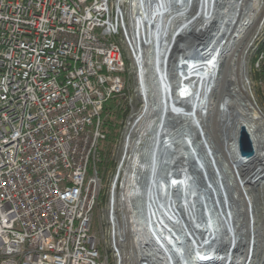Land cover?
I'll return each instance as SVG.
<instances>
[{
    "label": "built area",
    "instance_id": "1",
    "mask_svg": "<svg viewBox=\"0 0 264 264\" xmlns=\"http://www.w3.org/2000/svg\"><path fill=\"white\" fill-rule=\"evenodd\" d=\"M123 4L0 0V264H111L94 223L102 112L120 98L137 115ZM115 180L105 217L117 264H132Z\"/></svg>",
    "mask_w": 264,
    "mask_h": 264
},
{
    "label": "bare ground",
    "instance_id": "2",
    "mask_svg": "<svg viewBox=\"0 0 264 264\" xmlns=\"http://www.w3.org/2000/svg\"><path fill=\"white\" fill-rule=\"evenodd\" d=\"M177 1L184 6L186 0ZM217 1L221 3L218 11L213 15L219 20H230L231 36L227 41L229 47L223 49L224 45L223 50L221 49L222 51H219L217 55L215 52L211 55L205 53L204 58L209 56L206 60L192 58L180 63L171 59L172 49H168L170 48L168 42L173 38L174 32L186 21L176 24L177 18H174L170 7L171 0H154L152 4L149 0H117L120 5L123 3L128 5L126 14L123 10L124 15H128L124 36L136 68L138 93L144 102L139 113L129 122L124 140L123 157L118 167L119 176L124 177L122 207L125 213L121 219L122 222L119 223L120 226L116 229V235L119 233L118 236L124 239L123 234L128 233L132 264L143 263L141 257H146L147 251L141 249L140 245L145 240L155 241L158 247L160 246L156 250L153 244L155 248L153 250L163 256L162 262L165 264H205V261L208 264H218L220 261L228 262V264H247L257 228L253 193L259 196L258 201L264 216V114L257 110V104L253 100L247 70L248 54L253 40L264 25V0H203L207 6L213 8ZM139 11H141L140 14ZM153 15H155L154 18ZM184 26L187 27L188 23ZM164 57V63H159ZM152 59L154 69L150 68ZM223 70L227 79L220 83V92H226L227 86L232 87V100L238 105L240 111L249 113L250 130L253 129V135L260 143V149L253 159L255 168L259 170L258 176H261L258 179V185L253 184L251 189L242 178L240 179L236 167L233 168L239 183L233 198L235 202L237 200V209L241 214L236 217L233 214L236 204H232L233 209L230 207L223 183H220V191L224 207L216 198L218 196L215 184H211L204 168L208 166V163L200 152L201 146L206 153L207 146H210L202 126L201 120L205 118L202 113L208 115L210 111L215 110L217 99L211 85L216 82ZM154 72H158L156 83L158 90L155 91L150 81ZM153 93H156L157 103L160 105L158 109L163 117L166 113L165 106L169 107L174 102L173 97L180 103H174L177 109H174L172 115L183 117L182 120L176 118L177 129L164 136L167 147L163 153H160L158 149L163 129L158 125L160 121L155 120L156 115H152L155 106L152 102ZM195 96L199 98L198 102H194ZM200 101L202 103H199ZM196 103L198 107H201L200 114L189 115L186 105L195 107ZM222 112L228 113L227 110ZM191 117L196 118L198 124L192 130L189 128ZM213 126L215 128L214 124ZM146 145L151 149V154L154 153L149 162L143 160ZM172 147L175 153L170 151ZM188 152L191 153V159L201 172L200 176L203 178L201 182L204 186L200 185L198 178L192 173V167L190 172L188 166H182L183 169L180 171L177 170L179 168H175V172H172L175 163L171 167L168 156L187 155ZM191 165H193L192 162H190ZM142 172H148L152 179L151 187L146 195L138 183V176ZM215 173L220 175L219 172L215 171ZM116 180L114 179L115 182ZM117 186L116 184L112 186L111 190L114 189V193ZM210 193L212 200H210ZM144 199L149 208L150 217L148 221L141 222L136 216V204L139 201L143 202ZM215 203L217 206H214ZM111 204V207L115 208V203L111 201ZM238 223L242 226L239 232L236 229ZM261 227L264 229V224ZM263 229H261L262 233H264ZM205 242L207 243L204 244ZM227 243L230 245L228 251L219 252L217 248L221 244L223 248ZM239 243L244 245L241 247L242 251L246 247V254L244 251L238 255L232 252V247ZM261 245V261L264 264V238L261 240Z\"/></svg>",
    "mask_w": 264,
    "mask_h": 264
},
{
    "label": "water",
    "instance_id": "3",
    "mask_svg": "<svg viewBox=\"0 0 264 264\" xmlns=\"http://www.w3.org/2000/svg\"><path fill=\"white\" fill-rule=\"evenodd\" d=\"M149 1H151V4L154 2V0H149ZM220 3H221L220 1H217V3L213 8L207 6L206 3L203 2V0H192V2H188V0H186L184 6L182 4H179L177 0H171L170 7L173 12L174 18L175 19L177 18L175 20L176 24H180L183 21L184 22L186 21L184 25L188 23L187 27L183 25L180 27V29L174 32L173 38H171L170 41L168 42L170 46V48L168 49H172L171 59H173V61H180V63L181 62L184 63L185 61H188L192 58H195V60H202L205 57L204 56L205 53L211 55L213 52H215V54L217 55L219 51H222L223 49L229 47V45H227V41L231 36V28H229L230 20L229 21L226 19L219 20L217 17H215V15H213L218 11ZM140 12L141 11H139V14ZM154 17L155 15H153V18ZM183 27H185V29H183ZM233 42L234 40L232 41V44ZM224 45L225 47H223ZM208 57L209 56H207L206 58ZM206 58L204 59L206 60ZM164 60L165 57L162 58L159 61V63H164ZM154 67H155L154 60L152 59L150 63V68L154 69ZM157 74L158 72L157 73L154 72L152 77L150 78L151 85L154 91L158 90V86L156 84L158 82ZM224 79H227V75L224 73L223 70L221 71V75L218 77L216 82H214L212 85L210 84L215 91V95H216L215 97L217 100L214 111H210L208 115L202 113L203 117H205L204 120H201L202 126L205 129L206 132L205 138L210 143V146H207L208 149L207 153L206 150L201 146L200 152L204 157L205 161H207L208 163V166H205L204 168L207 173V176L210 178L211 184L213 183L215 184V188L217 191L216 193L218 196L216 198H218V200L220 201V205L223 206L222 194L220 191V183H223V186L225 187V191L227 192V196L229 197L230 207H232L233 209L234 207L232 206V204L233 203L236 204L235 205L236 208L234 209V213H233L236 217V216H240L241 214L240 211L237 209L238 207V204L236 203L237 200L235 202L233 198L234 192L235 190L238 189L237 185L239 184L238 179L234 174L235 173L234 167H236V170L239 172L240 179L242 178L243 182L245 184H248V186L251 189L253 184L258 185L259 184L258 179L261 176L260 175L258 176L259 170L258 168H255V163L253 159L256 157L257 152L260 149V145H259L260 143L259 140L255 137V135H253L254 133L253 129L252 131L250 130L249 113H243L242 111H240L238 109V105L232 100V96H233L232 87L227 86V91L223 93L218 91V88L220 87L219 85ZM205 83L207 82L205 81ZM195 97L196 99L194 102L196 101L198 102L199 98L197 96ZM157 101L158 98L156 96V93H153L152 102H154L155 106L152 115L153 116L156 115L155 120L160 121V124L158 125L160 126V128L163 129V132H161L162 138L161 141L159 142L160 146L158 148L159 152L163 153L165 148L167 147L164 143L166 139L164 138V136L168 132L177 129L176 127L178 126V124L177 122H175V120L176 118L182 120L183 117L172 115L174 109H177L174 103H180V101H177L175 97H173L174 102L169 107L165 106L166 108L164 109V111H166V113L164 114V117L162 116L161 111L159 112L158 108L160 105L157 103ZM190 102L191 103L193 102L192 98ZM199 103L202 102L200 101ZM197 105L198 104L196 103L195 107H192L190 104H187L186 105L187 113L189 115L200 114L201 107L200 106L198 107ZM206 106L207 105H205V107ZM220 110L222 111L227 110L228 113H223ZM257 110H259V112L263 114V112L261 111L258 105H257ZM190 119L191 122L189 124V128L190 130H192V128L196 127L198 124L196 118L194 119L193 117H191ZM213 124L215 125L214 129H212V127H214ZM212 133H216V135H211ZM184 148L187 149L186 147ZM171 149L172 150L170 151L174 152L173 150L174 148L172 147ZM153 154H151V149H149L146 145L143 153V160L148 162L151 161ZM168 157L170 158L168 159V163L171 164V167L173 163H175L172 172H175V168H179L177 169L179 171L182 170L183 169L182 166H186V167L188 166L190 172V169L192 167L193 168L192 173L195 175V177L198 178L200 185L204 186V184H202L201 182L203 181V178L200 176L201 172L197 168L194 160L191 159L190 152H188L187 155L176 154L175 156L169 155ZM182 160L184 163L180 162ZM190 162H192L193 165L190 166ZM204 164L205 163H203V165ZM215 171L219 172L220 175L216 174ZM150 180L152 181L151 175L148 172H142L138 176L139 186H141L142 191L145 192V195L148 189L151 187ZM254 197L256 200H258L259 196L256 194V196ZM210 200H212V194ZM214 206H217V204L215 203ZM136 207H137V214H136L137 218L141 222L148 221L150 214H149V208L146 206V200L144 199L143 202L141 201L137 202ZM223 207L221 208L223 209ZM245 217H247V215ZM239 221L240 220H238V222ZM253 222L254 220L252 221V223ZM241 227L242 226L240 223L236 225V229L238 230V232L240 231ZM206 243L207 242H205L204 244ZM153 244L155 245L156 250H158L160 246L158 247L155 241L149 242L148 240H145L144 243H141L140 245L141 249L143 250L145 249L147 251V253H145L146 257H141L143 259L142 261L148 264H165L162 262L163 256L161 254L158 255L157 253L154 252L153 249L155 248L153 247ZM222 245L223 244H221L217 248L218 251L227 252L230 245L227 243L225 247L221 248ZM234 251H236L235 246L232 247V252ZM241 252H242L241 249L238 250V253ZM222 256L225 255L222 254ZM204 263L208 264L207 261H205ZM218 264H228V262L220 261Z\"/></svg>",
    "mask_w": 264,
    "mask_h": 264
},
{
    "label": "rangeland",
    "instance_id": "4",
    "mask_svg": "<svg viewBox=\"0 0 264 264\" xmlns=\"http://www.w3.org/2000/svg\"><path fill=\"white\" fill-rule=\"evenodd\" d=\"M236 1V0H233ZM123 9L128 11V5L125 3L122 5ZM264 37V25L261 29V31L257 34V36L253 40V45L252 48L248 54V64H247V70L248 74L250 77V86H251V92L253 95V100L256 101L257 105L261 109V111L264 114V80L258 75V67L257 63H255V54L258 50V46L261 42V40ZM126 47V55L128 58V66L130 70V78L128 82V95L129 96H134L135 97V102L132 103L134 115L139 113L142 104L144 105L143 100H140V97H137V91L139 90V84H138V79H137V74H136V68L133 63V60L131 59L130 52L128 49V45H125ZM218 91L220 92L221 89L220 87L218 88ZM215 94V91H214ZM216 96V95H215ZM119 103L124 104L123 100H120ZM129 108V112L127 111L126 118L124 120H121L120 123L122 124L121 127V133H120V138L118 142L115 144V146L109 151L107 158L104 161V165H102V160L103 156H101V148L103 144L100 146V161L97 163V169L99 172V177L101 178L102 181V186H101V201L98 206V208L95 211V229H97L98 232H100L101 236H103V248L104 252H107L110 254V262L111 264H117L118 261L114 258L113 256V251H112V243L113 240L110 235V229H109V224H108V219L105 217L106 216V210L109 207L110 204V197H111V189L113 185V181L115 179V176L118 171V167L122 161L123 157V148H124V140H125V135L128 131L129 127V122L130 120L128 119L129 116L131 115ZM214 129V127H212ZM214 131V130H213ZM211 135H216V133H212ZM112 162V163H111ZM110 164V168L108 167V164ZM99 165V167H98ZM102 165V166H101ZM108 167V168H107ZM254 196L256 194L253 193ZM259 200V199H258ZM255 199V206H254V212H255V224H256V231H255V240H254V245L248 260L247 264H262V254H261V240L264 238V233H262L261 229H263L262 224H264V216L261 211V206L259 205V201ZM119 209L121 208V205H118ZM125 210V209H124ZM244 213V209H243ZM121 220V219H120ZM108 224V225H107ZM264 230V229H263ZM129 231V228H128ZM129 236L126 235L125 239L129 240ZM129 241H126V248L124 250H129ZM242 243H239L235 246L236 251H234V255H238V250L241 249ZM247 246V245H246ZM244 247V245H243ZM246 254V247L245 250H243ZM242 251V253H243ZM105 256H108L107 254H104Z\"/></svg>",
    "mask_w": 264,
    "mask_h": 264
},
{
    "label": "trees",
    "instance_id": "5",
    "mask_svg": "<svg viewBox=\"0 0 264 264\" xmlns=\"http://www.w3.org/2000/svg\"><path fill=\"white\" fill-rule=\"evenodd\" d=\"M254 60L258 67L257 73L264 80V37L258 46ZM119 101L120 98H110L105 102L103 107V131L106 133V139L101 143L103 144L101 148V156H103L102 165H104V161L107 158L109 151H111V149L118 142L122 127L120 121L124 120L127 115L126 110L122 108L121 104H119ZM111 163L108 164L109 168L111 167Z\"/></svg>",
    "mask_w": 264,
    "mask_h": 264
}]
</instances>
